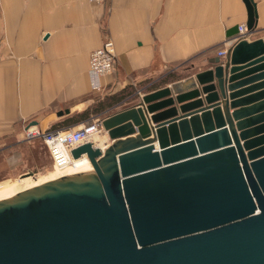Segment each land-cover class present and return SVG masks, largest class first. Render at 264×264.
<instances>
[{"label":"water","instance_id":"obj_1","mask_svg":"<svg viewBox=\"0 0 264 264\" xmlns=\"http://www.w3.org/2000/svg\"><path fill=\"white\" fill-rule=\"evenodd\" d=\"M208 61L103 117L91 170L0 199V264H264V38Z\"/></svg>","mask_w":264,"mask_h":264},{"label":"crops","instance_id":"obj_2","mask_svg":"<svg viewBox=\"0 0 264 264\" xmlns=\"http://www.w3.org/2000/svg\"><path fill=\"white\" fill-rule=\"evenodd\" d=\"M254 2L264 38V0ZM246 17L243 0H0V171L25 168L26 123L76 129L209 68ZM107 37L115 59L96 92L88 57Z\"/></svg>","mask_w":264,"mask_h":264},{"label":"built area","instance_id":"obj_3","mask_svg":"<svg viewBox=\"0 0 264 264\" xmlns=\"http://www.w3.org/2000/svg\"><path fill=\"white\" fill-rule=\"evenodd\" d=\"M88 1L99 4L104 3L106 0ZM259 30L256 26L247 29L245 23L239 24L237 35L225 39L223 46L217 49L216 56L219 58V61L224 63L227 50L235 41L241 38L248 40L257 38L256 35L260 32ZM114 59V45L109 37L105 38L99 47L90 51L88 57V75L93 91L99 92L102 90L101 77L112 70ZM102 118H95L76 129H43L37 124L26 123L22 131L23 138L25 140L40 139L48 151L54 169L64 172L74 163V159L77 158L73 157L70 149L87 141L92 142V136L96 132L104 130L101 124Z\"/></svg>","mask_w":264,"mask_h":264},{"label":"rangeland","instance_id":"obj_4","mask_svg":"<svg viewBox=\"0 0 264 264\" xmlns=\"http://www.w3.org/2000/svg\"><path fill=\"white\" fill-rule=\"evenodd\" d=\"M24 159L26 161L25 168L18 169L16 172L5 171L6 169L0 171V181L13 182L12 186L3 189L4 192L12 190L28 181L29 178L32 177V175H24L28 170L34 171V174H43L50 170H54L48 151L40 139L32 140L31 148L25 150Z\"/></svg>","mask_w":264,"mask_h":264},{"label":"bare ground","instance_id":"obj_5","mask_svg":"<svg viewBox=\"0 0 264 264\" xmlns=\"http://www.w3.org/2000/svg\"><path fill=\"white\" fill-rule=\"evenodd\" d=\"M98 133H101V131L96 132L92 136L91 139L95 145L103 148L107 144V142L105 143V140H103L102 137H99ZM91 169H92L91 164H90L89 160L87 159L86 155H82V156L75 158L74 163L71 164L67 168L66 171L61 172V171L54 169V170H50V171L43 173V174H38V173L33 174L32 177H30L28 181L22 183L20 186L14 188L12 190H8L5 192L3 191V189H5V188L7 189L8 186L13 185L12 181H5V182L0 181V191H1L0 192V199L9 197V196L17 193L18 191L27 189V188L35 186V185H38V184L43 183L47 180H51V179L57 178V177L62 176V175L76 173V172H80V171L91 170Z\"/></svg>","mask_w":264,"mask_h":264},{"label":"trees","instance_id":"obj_6","mask_svg":"<svg viewBox=\"0 0 264 264\" xmlns=\"http://www.w3.org/2000/svg\"><path fill=\"white\" fill-rule=\"evenodd\" d=\"M218 48V47H217ZM181 62H187V61H181ZM171 75L169 77H174L173 73H170ZM126 93H122L120 97L124 96Z\"/></svg>","mask_w":264,"mask_h":264}]
</instances>
